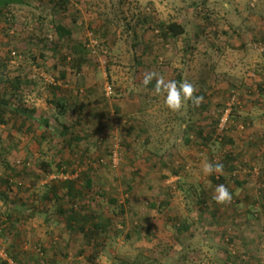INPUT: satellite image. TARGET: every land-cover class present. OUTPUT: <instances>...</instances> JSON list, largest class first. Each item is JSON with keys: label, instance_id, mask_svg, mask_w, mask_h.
Instances as JSON below:
<instances>
[{"label": "rangeland", "instance_id": "374dc122", "mask_svg": "<svg viewBox=\"0 0 264 264\" xmlns=\"http://www.w3.org/2000/svg\"><path fill=\"white\" fill-rule=\"evenodd\" d=\"M139 12L183 22L187 33L165 43L156 29H140L136 50L127 28ZM56 24L72 34L60 38ZM103 28L117 30L118 50L103 43ZM0 65L8 78L24 80L20 89L4 84L7 97L39 112L0 125L7 147L0 146V264H113L138 252L160 256L159 243L171 254L201 251L186 264H225L229 256L264 264V0H23L0 14ZM151 71L165 80L181 74L194 95L204 94L200 107L187 101L173 111L161 94L143 110L142 81ZM50 85L59 87L65 115L50 102ZM227 109L236 114L223 131ZM184 114L210 139L197 125L186 132L176 120ZM45 117L51 127L40 147ZM63 122L66 137L54 134ZM41 149L67 162L66 171H41ZM226 153L234 154V172H203ZM222 175L225 182L213 180ZM69 179L83 195H68ZM220 184L230 202L213 200ZM73 209L78 231L67 225ZM87 214L114 222L112 237L95 239L97 249L79 228ZM184 219L191 229L178 239L174 224Z\"/></svg>", "mask_w": 264, "mask_h": 264}, {"label": "trees", "instance_id": "16d2710c", "mask_svg": "<svg viewBox=\"0 0 264 264\" xmlns=\"http://www.w3.org/2000/svg\"><path fill=\"white\" fill-rule=\"evenodd\" d=\"M23 0H0V14L4 13L5 11H11V8L13 7V5L15 3H21ZM205 2V1H204ZM139 29H138V28ZM156 29L158 36L165 42V43H175L176 41H178L182 36H184L187 33V26L186 24H184L183 22H179L177 20H164V19H160L159 17H151L149 15H145L143 12H139L138 13V21L136 22L135 25H130L128 26L127 30L128 33H131L130 31L133 32V48L137 50L140 41H142L141 39H143L141 37L140 39V35H139V31L140 29L142 30H146V29ZM55 30L58 33V35L60 36V38H64L66 36H70L72 34V31L69 28L64 27V25L62 24H56L55 25ZM102 39H104L102 42L105 43V45L108 47V49L110 50V52L116 51L117 47V30H115L114 33L109 34L108 30L103 28L101 30H99ZM114 37L115 40H112V43H110V39ZM111 44V45H110ZM116 47V48H115ZM75 49V52L77 53H82L84 50H82L83 48H79L77 46L73 47ZM118 50V49H117ZM135 57V61L137 64H141L142 62L140 60H138L137 58V54L135 53L134 55ZM2 65H0L1 67ZM4 68V67H3ZM62 77L65 78V73L62 74ZM23 77L18 75L15 79H10L5 75V71L4 69L0 71V125H4L8 123V120L10 119V117L12 116H16V115H23L26 117V119H36L37 115L39 114V112L37 111L36 108H27V107H23V105H14L13 100H12V96L11 98L7 97V91L6 89L3 87L4 84L9 83L11 86H13L16 89H20V85L23 82ZM178 82L182 81V75L178 74L177 76V80ZM26 82H32L31 80H26ZM154 84L155 81H153L151 84L145 86L143 84V89H144V94L142 95V105H143V110L147 109L148 107L154 105L156 102L155 100H157L158 98H160V95L156 94L154 91ZM52 91L53 94V98L50 100L51 103H53L55 105V109L58 111L57 113L61 116V115H65V113L68 110V106L67 103L65 102V100L63 98H59L57 96V90L59 89L58 86L56 85H50L49 87ZM195 95H204L203 93H196ZM192 103L191 101H188V104ZM187 104V101L184 102L182 104V107L180 108L181 110H184L185 106ZM197 107V106H196ZM200 107V105L198 106ZM204 108H206V105H203ZM223 114V112H222ZM236 112H231L229 117L233 118L235 117ZM193 117H188L187 114H184L183 116H177V122H179V124H181L184 130H186V132L190 131L194 127L198 126V132L199 135L201 136V138H203L204 140H209L210 139V135L206 136L204 135V130L202 129V127L199 124L194 123L192 120ZM221 120V115L219 117V120ZM193 122V123H192ZM41 123L42 125L45 127V130L42 134V140L40 142V147L43 145V142L45 140H47V132H49L50 127H51V123L49 118L45 117L41 119ZM64 130L62 132L59 133H54L55 135H61L63 137H66L68 131H69V125L65 124V122L62 123ZM197 125V126H196ZM201 127V128H200ZM223 131H225L223 129ZM54 136V135H53ZM0 146L2 150H6L7 147L5 146V141L2 138L1 134H0ZM42 151V155H40L39 160H37V165L39 167V169L41 171H43L46 175L49 174H53V173H58V172H64L66 171L63 166L67 163L65 161H59L56 162V160L52 159V158H45L44 154V150L41 149ZM209 154L212 155L213 160L216 159V153L212 148H209ZM233 153H226L223 157H219L217 163H220L223 165V170L226 173H232L235 171L236 169V164H235V158L233 156ZM220 178L217 179L216 177H213V180L215 182H219V183H223L225 182V178L224 176H219ZM238 184L242 183L240 181H236ZM64 185L66 186V188L68 189V195L75 199L76 197H79L81 195H83V192L80 189H77V186L75 184V180H65ZM55 183H53L51 186V190H53V195L56 198H59L58 192H57V185H54ZM94 185L93 179L89 178L87 179V182L85 183V188L87 189H91ZM129 189H131V187H129ZM264 189V187H263ZM204 189L201 191L204 193ZM264 195V194H263ZM155 205V204H153ZM164 205H168V202L165 203ZM72 214H70L67 218V225L68 228L72 231H78L76 228V224H75V220L77 217V211H75L74 209L71 210ZM60 213L64 216L66 215L65 210H63L62 208L60 209ZM96 215H92V214H87L84 216V220L85 222L83 224H81L79 226L80 230H83V232L86 234V236L88 237V243H90L94 249H97V246H99V243L96 242L97 240H95L97 237H100L101 235H104V240L108 239L110 237H112V235L110 234L112 226H113V220L111 218H106V219H99L97 218ZM95 219V220H94ZM92 220H94V222H92ZM191 223L188 219H184L181 220L178 224H174L175 227V231H176V236L178 239H180L182 237V235L185 232H188L191 229ZM88 231V232H87ZM95 240V242H94ZM103 240V241H104ZM96 245V246H95ZM169 246L168 244H162L159 243L157 245V249L161 251V255L160 256H156V255H149V254H145L144 252H138L136 254H132V255H127L125 257H118L116 258V261L113 264H186L188 261L195 263L197 262L196 260L201 256V251L196 252L198 249H196V251H194V253L185 251L182 254H171V251H169ZM95 256L91 257V261H94ZM230 256L227 259V262H225V264H242L241 260L240 262H234L231 263L229 262L230 260ZM247 264V263H245Z\"/></svg>", "mask_w": 264, "mask_h": 264}, {"label": "clouds", "instance_id": "9594fccd", "mask_svg": "<svg viewBox=\"0 0 264 264\" xmlns=\"http://www.w3.org/2000/svg\"><path fill=\"white\" fill-rule=\"evenodd\" d=\"M153 81H155V93L158 95L163 94L165 105L173 111L179 110L186 101H191L197 107L203 101V96L194 95L196 88L189 81L165 80L159 73L151 71L144 75L142 83L147 86ZM222 171L223 165L220 163H206L203 166V172L208 175H211L213 172ZM212 198L217 203H225L231 201L232 195L225 185L220 184L215 187Z\"/></svg>", "mask_w": 264, "mask_h": 264}, {"label": "built area", "instance_id": "2783aa9c", "mask_svg": "<svg viewBox=\"0 0 264 264\" xmlns=\"http://www.w3.org/2000/svg\"><path fill=\"white\" fill-rule=\"evenodd\" d=\"M228 117H229V110L227 109L226 114L224 115V117L222 118L221 123H220L221 130H223L225 128V125L228 121Z\"/></svg>", "mask_w": 264, "mask_h": 264}]
</instances>
